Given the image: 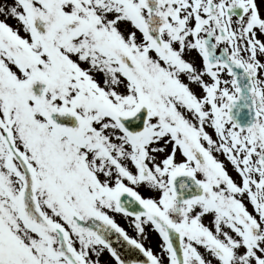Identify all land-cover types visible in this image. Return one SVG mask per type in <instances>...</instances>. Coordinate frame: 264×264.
I'll return each mask as SVG.
<instances>
[{
  "label": "snow or ice",
  "instance_id": "1",
  "mask_svg": "<svg viewBox=\"0 0 264 264\" xmlns=\"http://www.w3.org/2000/svg\"><path fill=\"white\" fill-rule=\"evenodd\" d=\"M0 264H264V0H0Z\"/></svg>",
  "mask_w": 264,
  "mask_h": 264
}]
</instances>
